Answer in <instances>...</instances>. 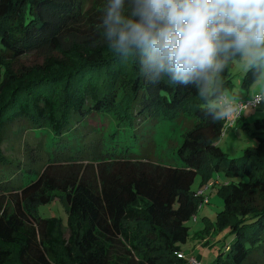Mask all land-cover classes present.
I'll return each mask as SVG.
<instances>
[{
  "label": "trees",
  "instance_id": "trees-1",
  "mask_svg": "<svg viewBox=\"0 0 264 264\" xmlns=\"http://www.w3.org/2000/svg\"><path fill=\"white\" fill-rule=\"evenodd\" d=\"M104 3L0 0V264H187L179 245L189 240L187 223L203 203L193 185L213 172L240 180L222 189L219 226L229 228L232 240L211 264H264V131L254 133L255 151L230 158L216 143L225 120L206 116L195 88L167 78L153 83L136 58H120L107 47ZM27 55L44 62L8 73L5 60ZM233 62L222 76L231 94ZM255 79L254 70L245 72L242 85ZM127 87L129 96L119 101ZM96 116L116 124L114 141L105 142L107 128L91 121ZM185 117L194 125L176 151L182 166L157 163L155 139L143 125ZM256 125L264 129V119ZM12 128L48 130L54 140L26 142L16 162L1 147ZM140 142L141 153L132 152ZM24 171L37 178L23 185ZM55 199L66 207L68 241L61 219L37 212Z\"/></svg>",
  "mask_w": 264,
  "mask_h": 264
},
{
  "label": "clouds",
  "instance_id": "clouds-1",
  "mask_svg": "<svg viewBox=\"0 0 264 264\" xmlns=\"http://www.w3.org/2000/svg\"><path fill=\"white\" fill-rule=\"evenodd\" d=\"M101 29L107 47L136 58L153 83L195 88L212 121L249 109L264 119V99L250 93L238 102L222 82L238 61L264 84V0H105Z\"/></svg>",
  "mask_w": 264,
  "mask_h": 264
},
{
  "label": "rangeland",
  "instance_id": "rangeland-1",
  "mask_svg": "<svg viewBox=\"0 0 264 264\" xmlns=\"http://www.w3.org/2000/svg\"><path fill=\"white\" fill-rule=\"evenodd\" d=\"M92 1L94 0H86V4L89 5ZM43 62L44 58H42L41 55H27L11 62L5 60V66L8 70V73L13 72L15 74L21 71L25 72L26 68L31 69L35 68L36 65L41 66L39 64H42ZM231 74L233 76L234 82L232 91H234L237 97L242 99L245 97L247 100H249L250 93L255 96L264 95V84L253 83L248 88L242 85L245 70L238 61L233 62ZM26 78H28V76H26ZM1 90L2 88H0V95H3L4 91L2 92ZM228 91L232 93L230 90ZM126 96H129L128 87L125 88V92L124 89L120 91L119 101L122 100V98H126ZM241 116H243L241 122L238 124L236 123L237 125L234 124L232 127L226 125L224 121L225 129L216 142L230 158L241 159L246 150L255 151L259 147V138L258 135H255L254 133L264 131L263 128H259L256 125V121L258 119L256 118L255 112H251V109H249L248 115L242 113ZM97 118L98 117L96 116L94 117V120L91 121L96 123V125L101 128H107H105V132L107 133L105 135L108 136L109 139H106L105 142L107 140L114 141V137H110V132L114 130L116 124L112 121V119L107 118L103 123V121H97ZM148 122L145 123V125L148 124L147 129L145 125L143 126L144 132L149 134L148 138L155 139L154 147L151 146L153 149L154 161L167 166L181 167L182 162L178 159L176 151L184 141L189 128L194 125V120L189 117H185L184 119L177 121L159 118V120H153L149 123ZM89 128L90 127H85L84 129ZM24 132L25 133H21L19 130L14 131L12 128L7 129L5 133L2 134V151L4 152V155L10 160L13 159L16 162L22 160L26 142L37 143L44 137L45 145H49L50 142L53 143L54 140L53 133L48 130L45 132H33L26 130ZM70 137L71 141L75 140L72 135ZM83 139L86 140L87 136L83 137ZM123 145L126 146L125 142ZM128 145H132V143L129 142ZM140 146L141 142L137 143L132 149V152L134 151L136 154H140ZM15 165L17 164L15 163ZM33 165L35 166L34 171L36 172L42 167L43 162H39L37 164L33 163ZM22 167L23 169H26L24 166ZM34 171H24V173L21 175V178L23 177V185H27L37 178V175ZM239 180L240 179L237 177H231L225 173L218 172H213L212 176L207 180H204L202 175L197 176L193 185V190L196 192L203 191L204 197L207 198L208 201L206 203H202V205L199 206L196 215L187 223V225L190 227L189 240L186 243L179 245L185 260L187 261V264H208L209 262L215 261L220 252L224 251L225 244L230 243L229 241L232 240L229 228L222 225V228L219 226V223H221L219 214H221L225 209L222 189L228 184ZM56 196L59 198L60 195L56 193ZM37 212L38 215L43 218L61 219L63 221V225L62 227H59V231L66 241L70 239L71 230L67 225L68 214L63 203H61L58 199H55L48 204L39 206ZM204 240L206 242H204ZM197 257H199V260H201H197ZM193 260H195L196 263H194Z\"/></svg>",
  "mask_w": 264,
  "mask_h": 264
},
{
  "label": "built area",
  "instance_id": "built-area-1",
  "mask_svg": "<svg viewBox=\"0 0 264 264\" xmlns=\"http://www.w3.org/2000/svg\"><path fill=\"white\" fill-rule=\"evenodd\" d=\"M257 97H258V98H262V99H264V95H258ZM240 100H241L242 102H245V103L248 101L247 99H242V98H240V99L238 100V102H240ZM240 106H241V109H244V108H245V105H244L243 103H241ZM242 113H243V111H242L241 114L238 115V116H233V117H230V118L226 119V120H225V124H226V125H229L230 127H232L234 124L237 123V121H238L239 118L241 117ZM197 196L203 197V203H204V202L206 203V202L208 201V199L204 197V192H203V191H198V192H197ZM182 257L185 258L183 254H182ZM193 262L196 263L195 260H193Z\"/></svg>",
  "mask_w": 264,
  "mask_h": 264
},
{
  "label": "crops",
  "instance_id": "crops-1",
  "mask_svg": "<svg viewBox=\"0 0 264 264\" xmlns=\"http://www.w3.org/2000/svg\"><path fill=\"white\" fill-rule=\"evenodd\" d=\"M238 98H240V97H238ZM244 98H245V97H244ZM244 98H243V99H244ZM245 99H246V98H245ZM242 118H243V116H241V117L239 118V120L237 121V124H238L239 122H241ZM258 120H259V119H258ZM237 124H236V125H237ZM204 242H206V241L204 240ZM197 260H199V257H197ZM200 260H201V259H200ZM200 260H199V261H200ZM211 263H212V262H209L208 264H211Z\"/></svg>",
  "mask_w": 264,
  "mask_h": 264
}]
</instances>
